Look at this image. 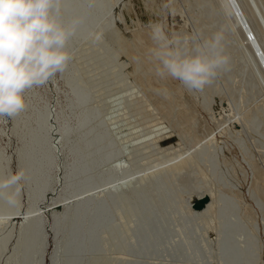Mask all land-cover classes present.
I'll return each mask as SVG.
<instances>
[{
  "label": "bare ground",
  "instance_id": "6f19581e",
  "mask_svg": "<svg viewBox=\"0 0 264 264\" xmlns=\"http://www.w3.org/2000/svg\"><path fill=\"white\" fill-rule=\"evenodd\" d=\"M196 1L207 8L204 0ZM62 11L66 18L84 20L68 44V68L38 90H28L26 110L7 117L19 144L15 164L17 175L23 174L17 183L25 203L21 211L17 184L11 189L18 192L14 206L0 199V258L5 264H264V173L259 168L264 167V94L256 101L252 93V83L259 92L264 88V27L252 10L244 0L208 5L205 19L228 27L231 70L219 75L236 107L231 111L220 102L210 107L221 93L215 80L201 91L178 85L175 105L167 111L173 118L156 115L179 143L178 152L172 142L164 148L162 140L170 137L161 134L164 124L157 128L160 135L151 124L146 127L149 122L145 125L146 101L152 98L156 111L168 105L155 96L158 80L147 55L150 31L131 35L143 59L138 62L131 37L123 33L119 15L128 17L125 0H63ZM136 64L149 74L143 78ZM56 77L62 88L55 85ZM198 96L211 126L195 129L201 119ZM250 96L252 108L246 106ZM169 98L165 101L173 103ZM218 136L232 138L252 167L254 181L244 196L236 190L241 181L233 151ZM8 167L0 151V177L11 176ZM189 170L201 176L193 191L181 180ZM204 197L207 202L199 205ZM47 203L53 205L50 211ZM16 215L19 222L12 221Z\"/></svg>",
  "mask_w": 264,
  "mask_h": 264
},
{
  "label": "clouds",
  "instance_id": "9594fccd",
  "mask_svg": "<svg viewBox=\"0 0 264 264\" xmlns=\"http://www.w3.org/2000/svg\"><path fill=\"white\" fill-rule=\"evenodd\" d=\"M63 0H0V117L14 118L27 108L25 93L63 73L72 60L69 41L84 23L66 18ZM147 55L161 80H178L188 91H201L231 70L226 51L227 25L209 35L169 33L161 22L149 24ZM167 98L166 90H159ZM0 177V199L14 206L21 179Z\"/></svg>",
  "mask_w": 264,
  "mask_h": 264
},
{
  "label": "rangeland",
  "instance_id": "374dc122",
  "mask_svg": "<svg viewBox=\"0 0 264 264\" xmlns=\"http://www.w3.org/2000/svg\"><path fill=\"white\" fill-rule=\"evenodd\" d=\"M208 1H209L208 5L211 6V5L215 4L216 0H208ZM170 2L172 3V5L174 7L171 5ZM244 2L252 10L256 19L259 20L264 27V0H244ZM125 3H126V7L128 9V13H127L128 17L124 14H121V15H119V19H120V23L123 26V33L125 35L131 37L130 38V40H131L130 45H131V48H133V51L136 53V56L138 55L137 56L138 57L137 62H138V60L142 61L143 59H139L140 51L138 52L137 49L135 48V46H137V44L135 43L136 41L133 40V36H131V35L137 31H139V30L150 31V28H149L150 22L151 23L161 22L167 26L166 30L169 33L175 32V33H181V34H184V33L197 34V33H199L202 35V31H204L206 33V35H209L211 32L215 31L217 28H219L221 26L216 20L205 19V13L208 11V5H207V2L205 0L202 4L206 5V7H207L206 9H203V8L200 9L197 5L196 0H193L190 4L186 0L185 1L184 0H125ZM188 5H190V6H188ZM257 7H258V9H257ZM192 10H193L194 15L197 17L198 21H201L200 22L201 27L195 22V20H194V22H195V24H194L191 13H190ZM247 36L249 39L251 38L250 35H247ZM226 42H228V43L231 42L230 36L227 37ZM232 53H233V55H236V50H233ZM140 58H144V55L140 56ZM260 64H262L261 61H260ZM136 67H137L138 72L141 73V76L143 73L145 74V75L143 74V76H142L144 78V76H146V74L148 73L146 68H144V70H143L139 64H136ZM142 70H143V72H142ZM234 71H235L234 74H236V75L240 74L239 63L237 61V58H235ZM244 76H246V77L248 76L247 71L245 72ZM244 76H243V78L245 80ZM153 77H154V79H155V77L157 78L154 81L158 80L157 82H155L156 84H158L156 86V87H158V90H157V93L155 96L159 95L156 98H158L159 101L162 100L166 104V106L167 105L168 106L163 108L164 111H162L163 109L160 108V110H158L160 112L158 113V111L155 110L156 105H154V101L151 98V100L145 102V106L148 105L146 107V112H149L148 113L149 115H150V113L152 114L153 112H156L157 114L153 115L154 114L153 113L152 114L153 116L151 115L153 118H155V116L158 115V117H160V118L162 117L161 119H164L165 121H167V119L173 118L172 115H170L171 118L167 115V111L170 109V108H168L169 106H171V109H172L175 105L174 104L175 101H172V98L174 99L175 97H177V96H175L176 95L175 90H176V87H178V85H180V82L178 80H176L177 81V84H176V81L173 79L172 80L171 79H165L168 82H166L165 80H163L165 82H163V81L161 82V79L158 78L157 76H153ZM214 80H215L219 90L221 91V93H220L219 98H217V99L213 98L210 100V107H214L216 102H220V103H223V105L227 104L228 108L231 111H232V109L234 110L236 107V101L229 94V93L232 94V92L224 86V84L222 82V78L220 75H218ZM170 82L171 83L174 82V83L171 84ZM55 85H58L59 87L62 88L61 84L57 81V77L55 79ZM162 85L166 86L165 87L167 89L166 91H168L169 93L171 91L173 92V93L171 92V96H172V94H174L173 97H170L169 96L170 94L168 92H167V95H168L167 98H165V95L162 94L161 91H160V93H158L159 89H161V87H163ZM173 86L175 88H173ZM237 86H238V84L236 83L235 87H237ZM252 87H253L252 93L256 94V101L260 100L262 95L264 94V88L261 92H259L257 89V86L254 85L253 83H252ZM34 89L38 90L39 87H36ZM170 89H173V90H170ZM162 90H165V89L162 88ZM244 91H248V85L245 86ZM161 94L163 97L161 96ZM186 95L188 96L187 93H186ZM233 95H238V90H235ZM58 98H59V101H61V96H58ZM168 98L173 103H171V104L167 103ZM175 100H176V98H175ZM150 101H152V102H150ZM195 101H196L197 107H198V118L200 119V117H201L202 120L201 119L198 120V123L194 124L195 127L192 125L191 126L195 129H198V127L202 128V127H205L207 125L211 126L210 122H208V119L205 118V117H207L205 110H202L200 105H199L202 101L201 96L196 97ZM148 102L152 103L153 106H150L149 104H147ZM254 103H255V99L250 96V100L248 103H246V106H250V108H252ZM152 109H153V111H152ZM165 109H167V110H165ZM165 112H166L167 117L165 115ZM160 113H162V114H160ZM149 115H146V117H145L146 120L148 119V121H147V123H145V125L148 124V122H149V125H146V127L147 126L149 127L151 124V126L155 127L156 131H157L158 126L160 128V126H161L160 124L164 120L161 122V119H159L156 116L155 119L156 120L158 119V122L160 121L158 123L155 120H153V118H151ZM163 115H165V116H163ZM145 118H143V119L145 120ZM149 118L152 121H150ZM165 118H167V119H165ZM139 120H142V118H140ZM146 120H145V122H146ZM200 121H202L203 123L201 122V124H200ZM204 121H206V122H204ZM139 122L140 121H137L136 123L138 124ZM142 122H140L139 124H141ZM174 122H176V120H174ZM7 123H8L7 117H0V151H1L2 157L9 160L8 170H9L10 175L16 176L17 175V169H16V164H15V153L19 147V144H18L17 140L9 132L10 122H9V124H7ZM136 123H135V126H136ZM165 124H166L165 122L162 123V125L167 127V129L170 132L169 131L167 132L166 128L163 129L162 128L163 126L161 127L162 130L158 129V131L161 130L162 131L161 134L163 133V134H165V136L168 135L170 137H169V139L165 138L166 140H162L163 142L162 141L161 142L164 143V145L163 144L162 145L165 148V146L167 147L172 142V145L177 146L176 152L180 151L179 143L174 140L175 138L173 137V133L171 132L170 128H168L167 124L166 125ZM203 124H205V126ZM136 127H138V128H136ZM136 127H134V128H136L134 130H137V129L139 130L140 127L139 126H136ZM141 127H143V126H141ZM153 127H151L150 129L155 131V128L153 129ZM165 129H166V131H164ZM158 131H157V133H159V135H160V131L159 132ZM161 136L163 137L164 135H161ZM218 140L225 141L228 148H230L233 151L232 153H233V157H234V161H235V167L239 173V177H240V181H241L239 184H237L236 190L242 196H244V194H246L247 190L250 187L251 181H254V175H253L252 167L249 166V164L243 159L242 154L238 153V150H237L238 146L236 145L235 141L232 138H229V137L224 138L223 136H218ZM165 141H166L167 145L165 144ZM155 143H157V142L155 141ZM145 145L151 146L152 144L147 143ZM169 146L167 148H169ZM259 168L264 173V169H263L264 167L260 166ZM192 172H194V171L192 170ZM199 179H201V176L191 174L190 170L187 173H184L181 175V180L183 181L184 185L188 188V191L194 190V189L192 190L191 188L194 186L195 183L198 182ZM16 184L18 186L19 196H20V203H21L20 210L24 211L23 205L25 203V200L23 197V189H22L20 183H16ZM246 200L249 204H252V201L250 199H246ZM47 206L48 207L46 208V211H50L53 208V205L50 203H47ZM20 219H21V216L16 215V217L12 221H18L19 222ZM260 241H263V243H264L263 233H261ZM49 248H50V246L47 245V249H49ZM5 263H6V259L0 258V264H5Z\"/></svg>",
  "mask_w": 264,
  "mask_h": 264
},
{
  "label": "water",
  "instance_id": "95a60500",
  "mask_svg": "<svg viewBox=\"0 0 264 264\" xmlns=\"http://www.w3.org/2000/svg\"><path fill=\"white\" fill-rule=\"evenodd\" d=\"M205 202H207V198H206V197L202 198V199L199 201V205H202V204L205 203ZM199 207H200V206L195 205V206H194V209H199Z\"/></svg>",
  "mask_w": 264,
  "mask_h": 264
}]
</instances>
